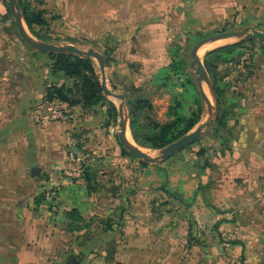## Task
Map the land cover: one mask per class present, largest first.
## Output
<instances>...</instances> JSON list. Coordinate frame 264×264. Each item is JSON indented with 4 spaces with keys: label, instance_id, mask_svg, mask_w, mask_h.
I'll use <instances>...</instances> for the list:
<instances>
[{
    "label": "rangeland",
    "instance_id": "rangeland-1",
    "mask_svg": "<svg viewBox=\"0 0 264 264\" xmlns=\"http://www.w3.org/2000/svg\"><path fill=\"white\" fill-rule=\"evenodd\" d=\"M30 1L33 7L43 10L47 22L39 33L48 34L50 40L42 42L74 45L84 51L93 49L103 55L106 85L121 98L105 96L106 101L98 104L106 107L104 128L117 140L120 111L124 112L127 131L133 140L129 127L130 108L137 119L136 129L142 144L149 142L156 123L163 124L170 120L167 110L177 102L182 104V99L179 100L182 96L185 100V116L190 115L194 106L192 102L197 96L203 105L199 121L190 131L214 114L216 118L223 115L225 128H205L194 143L166 158L162 157L161 150L174 141L160 149L148 148L134 141L137 148L152 155L150 157L156 160L153 163L133 157L118 141L121 155L126 159L123 165L135 172L142 168L149 173L157 171L160 175L156 184L158 187L150 191L149 200L155 202L159 195L158 202L164 204L154 213L161 216L160 221L166 231L174 226L171 231L175 250L178 249L174 259L179 264H264V45L257 39L251 45L244 44L243 54L237 58L239 63L231 61L227 67L221 63L232 56L221 55L224 59L219 60L216 68L218 84L224 91L219 111L215 94L212 92L209 96L212 105H216L215 113V108L204 100L194 68L191 67L192 49L205 38L245 28L264 32V0H227V3L226 0H213L214 22L206 27L201 26L195 32L182 31L177 37H172L173 41L166 51L171 63L175 64V70L170 69L167 77L150 80L145 58L148 51L143 45L137 50L139 57L130 56L123 59L122 64H116V50L112 44L109 46V29L114 18L109 19V22L106 16L100 18L90 12L77 26L76 17L67 16L62 11V5L66 7L62 0ZM75 3L72 2L74 8ZM87 3L92 4L91 1ZM225 9L228 14L220 18V11L226 12ZM9 12L8 16L15 23L10 9ZM247 41L244 37H233L217 47ZM131 43L127 51L136 48V41L134 45ZM27 46L48 61L51 75L57 77L61 73L51 72L54 58L51 54L58 53L38 51L29 44ZM205 54L200 56L202 62ZM251 54L252 60L248 61ZM91 59L101 81L98 62ZM174 71L176 74H187L191 84L197 87L195 91L200 92L199 95L196 96V92L192 95L194 89L189 85L185 90L182 89L184 87L180 85L181 81L178 82ZM60 75L54 84L74 87L75 79L64 73ZM60 79H63L62 83ZM172 80H177V83L174 84ZM46 89L47 86L44 99ZM62 104L59 101H45L44 120L55 121L46 116L53 109L62 110ZM109 107L110 110L115 108L116 115L115 111L111 113L112 116L108 115ZM82 109L86 111L87 108ZM242 141L250 147L247 153L233 150ZM70 149L77 148L73 146ZM66 161H69L68 158ZM68 163L70 166L64 168L65 172L73 171L78 166L71 161ZM105 166L108 167L107 164ZM60 170L63 174V169ZM91 170L93 181L89 193H95L98 189L101 192L103 189L110 190L117 185L109 179L106 173L109 169L91 167ZM28 189L27 186L24 188V194L14 193L11 203H7L4 193H0V202L12 205L0 207V264H65L69 256L81 254L82 264H92L88 258L97 255L99 246L96 238L103 230L108 231V219L103 220L98 216L86 218L80 213L81 222L71 221L66 218V212L61 216L58 187H44L38 193H29ZM34 222H37V236L30 233ZM104 251L109 253L108 249Z\"/></svg>",
    "mask_w": 264,
    "mask_h": 264
},
{
    "label": "crops",
    "instance_id": "crops-1",
    "mask_svg": "<svg viewBox=\"0 0 264 264\" xmlns=\"http://www.w3.org/2000/svg\"><path fill=\"white\" fill-rule=\"evenodd\" d=\"M5 1L0 0V193H4L5 201L11 203L14 193L24 194L26 186L29 193L56 186L61 216L63 212L78 209L86 218L108 219V231L103 230L96 238L97 255L88 258L92 264H179L174 259L178 253L171 231L174 226L166 231L161 216L154 213L164 204L158 202L159 195L155 202L149 200L150 191L158 187L160 175L154 170L149 173L141 168L135 172L124 167L126 159L121 155L117 138L104 128L105 106L98 104L85 111L79 106L63 103L61 109L69 115L66 122L44 120L45 88L54 84L61 73L57 77L51 75L48 61L20 39L15 23L8 16L10 12ZM62 1L66 5H62V11L67 16H75L77 26L90 12L100 18L106 16L109 22L114 18L109 29V46L112 44L116 50V64H122L123 59L130 56L139 57L137 50L143 45L148 51L145 58L149 80L170 75L171 61L166 50L172 37L182 31L195 32L214 22L213 0ZM89 1L91 5L87 3ZM72 2H76V8ZM225 10L220 11V18L228 14ZM135 41L136 48L127 51L129 43L134 45ZM177 79L182 81L181 77ZM172 82L176 84L177 80ZM192 92L194 95L195 90ZM180 99L182 110L180 107L179 112L183 114L185 100L183 96ZM192 104L191 110L195 109L194 102ZM242 142L233 150L248 151L250 147ZM73 146H81L89 153L88 165L92 168L109 169L106 173L117 185L110 190L101 192L98 189L89 193L85 184L79 185L69 178L64 168L69 165L67 152ZM34 167L40 168L38 176L31 173ZM45 204L48 206V202ZM0 207L12 205L0 202ZM32 225L34 228L30 227V233L37 236V222ZM105 249L109 253L106 254ZM82 255L73 256L80 257L82 264Z\"/></svg>",
    "mask_w": 264,
    "mask_h": 264
},
{
    "label": "trees",
    "instance_id": "trees-1",
    "mask_svg": "<svg viewBox=\"0 0 264 264\" xmlns=\"http://www.w3.org/2000/svg\"><path fill=\"white\" fill-rule=\"evenodd\" d=\"M22 14V18L24 20L25 25L27 26L30 33L36 37L37 39L47 41L50 40V36L40 35V30L47 23L45 16L43 15L42 9H37L32 6V2L30 0H16ZM38 29V30H37ZM46 38V39H45ZM253 40H249L247 42H237L231 45L221 46L210 50L205 54L203 58V65L208 73V76L211 81L212 88L214 90V94L216 96V104L217 109L219 111L221 100L223 98L224 91L220 88L218 84V79L216 76V68L218 67L219 60L221 61L222 56H232L226 60H224L221 64L223 67H227L228 64H231V61L239 63V58L243 52L242 49L244 44L251 45L253 44ZM264 49V46H262ZM246 48V47H245ZM53 55V64H51V72H61L64 73L65 76L75 79L76 82L74 87L67 88L65 86H59L56 84H52L46 89V98L47 102L59 101L67 104L68 106H75V104L80 105L82 108H91L102 101H106V97L103 94L101 81L99 76L97 75L95 64L93 60L89 57H79L69 53H58L51 54ZM234 55V56H233ZM252 54L248 61L252 60ZM170 69L175 67V64H169ZM175 70V68H174ZM177 78L181 77V86L187 87L188 85L193 87L196 90L197 87L193 86L187 76L181 73L176 74L173 72ZM197 91V90H196ZM195 91V92H196ZM200 93V92H199ZM198 92H196L199 95ZM195 96V97H196ZM76 97V98H73ZM195 109L191 111L189 116H185L184 114L179 112L181 107L180 102H177L174 106L170 107L168 110V116L170 120L166 123L155 124V132L148 140L149 142L142 144L139 139V135L137 133V119L135 118L131 108L129 109V127L131 131V136L133 140L140 145H145L148 148L160 149L164 146L170 144L176 139L187 134L199 121L200 115L203 111V105L201 99L197 96L194 101ZM108 111V115L110 116L112 112L116 110L113 108ZM112 116V115H111ZM224 117L222 114L218 115L215 122L210 126L213 130L223 129L226 126ZM179 126V127H178ZM232 132V131H231ZM234 134V133H233ZM236 137V134H234ZM237 139V137H236ZM78 150L85 151L81 146H76ZM89 160L85 163L84 168V179L85 185L87 187L88 192L91 190V183L93 181L91 177V167L88 165ZM90 167V168H89ZM66 218L71 221L81 222L83 219L80 215L78 209H72L65 213ZM71 225V224H69ZM77 258V257H76ZM80 261V260H79ZM81 264V263H80Z\"/></svg>",
    "mask_w": 264,
    "mask_h": 264
},
{
    "label": "water",
    "instance_id": "water-1",
    "mask_svg": "<svg viewBox=\"0 0 264 264\" xmlns=\"http://www.w3.org/2000/svg\"><path fill=\"white\" fill-rule=\"evenodd\" d=\"M7 5L12 13V16L15 21V25L19 31V34L21 38L29 44L32 48L38 51H45V52H52V53H70L74 54L80 57H89V58H94L98 62V66L101 72V87L103 94L105 96H112V97H118L121 98L119 95H115L112 91H110L106 85V77H105V59L103 55H101L98 51H95L93 49H88L87 51L81 50L74 45H58L55 43H46L42 41H38L35 38L32 37V35L26 31V26L24 24L22 14L20 12L18 3L16 0H6ZM233 37H244L246 40H255L257 39L264 45V32L259 31V30H252L250 31L248 28H245L241 31H233V32H224L220 33L208 38H205L201 41H199L194 48L192 49L191 52V67L194 68V73L197 76V81L200 87V92L204 98V100L210 105L213 106L214 113L216 111V105H212V101H209L208 98L205 96L202 88H201V83L202 81L206 82L210 88V92L214 93V90L211 85L210 78L208 76V73L203 65L202 59L200 56L197 55L198 49L204 45L207 42L213 41V40H219V39H226V38H233ZM215 103V102H214ZM119 118H120V123H119V133H118V141L119 143L125 147L128 152L135 158L142 159L143 161L146 162H155V159H152L147 153L142 151L141 149L137 147H132L128 143V140L126 138V123H125V117H124V112L120 111L119 113ZM216 115L214 114L212 117L208 118L200 124L198 127H196L194 130L188 132L178 140L174 141L170 145L166 146L164 149L161 150V155L162 157L166 158L174 153H176L179 150L184 149L185 147L191 145L194 143L201 135L202 131L209 127L214 121H215ZM40 172L39 167H34L31 171L33 176H38ZM70 260L74 264H80L79 260L74 257L70 256ZM68 258V259H69ZM80 259V257H78ZM67 264V262L65 263Z\"/></svg>",
    "mask_w": 264,
    "mask_h": 264
},
{
    "label": "built area",
    "instance_id": "built-area-1",
    "mask_svg": "<svg viewBox=\"0 0 264 264\" xmlns=\"http://www.w3.org/2000/svg\"><path fill=\"white\" fill-rule=\"evenodd\" d=\"M46 117L47 119L61 122H66L69 119V115L66 112L55 109L51 110ZM67 158L69 161L78 164L75 170L66 172L67 176L72 178L74 182L79 185L85 184L84 167L86 161L89 159V154L78 149H69L67 152Z\"/></svg>",
    "mask_w": 264,
    "mask_h": 264
},
{
    "label": "bare ground",
    "instance_id": "bare-ground-1",
    "mask_svg": "<svg viewBox=\"0 0 264 264\" xmlns=\"http://www.w3.org/2000/svg\"><path fill=\"white\" fill-rule=\"evenodd\" d=\"M26 31L28 32L27 28H26ZM228 38L226 39H219V40H213V41H210V42H207L205 43L204 45H202L198 51H197V55L198 56H202L204 55L206 52H208L209 50L213 49V48H216L218 45H220V43L226 41ZM201 88L205 94V96L208 98V100L210 99L209 96L211 97V92H210V88L208 86V84L206 82H202L201 83ZM126 138L128 140V143L130 144V146L132 147H136L135 143H134V140L131 139L127 129H126ZM149 156H152L150 153H147Z\"/></svg>",
    "mask_w": 264,
    "mask_h": 264
},
{
    "label": "flooded vegetation",
    "instance_id": "flooded-vegetation-1",
    "mask_svg": "<svg viewBox=\"0 0 264 264\" xmlns=\"http://www.w3.org/2000/svg\"><path fill=\"white\" fill-rule=\"evenodd\" d=\"M77 259L78 260H80L78 257H77ZM67 264H74L73 262H72V260H70V258L67 260Z\"/></svg>",
    "mask_w": 264,
    "mask_h": 264
}]
</instances>
